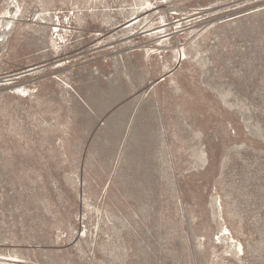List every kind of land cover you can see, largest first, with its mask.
I'll return each mask as SVG.
<instances>
[{"label":"rangeland","instance_id":"obj_1","mask_svg":"<svg viewBox=\"0 0 264 264\" xmlns=\"http://www.w3.org/2000/svg\"><path fill=\"white\" fill-rule=\"evenodd\" d=\"M17 2L0 264H264V0Z\"/></svg>","mask_w":264,"mask_h":264},{"label":"bare ground","instance_id":"obj_2","mask_svg":"<svg viewBox=\"0 0 264 264\" xmlns=\"http://www.w3.org/2000/svg\"><path fill=\"white\" fill-rule=\"evenodd\" d=\"M16 2H14V0H10V2H9V4L7 5V8L5 9V13H3L4 14V16L5 15H8V14H11L12 12H9L8 11V8L10 7V5H12L13 4V6L16 8V9H19V5H18V2H17V0H15ZM12 6V7H13ZM11 7V8H12ZM146 7V6H145ZM151 10V9H150ZM150 10H147L146 12H149ZM4 16L2 17L3 19V21H1L0 22V45H2V44H5V42L7 41L6 40V38H7V32H8V30H11V27H12V25H13V19H10L8 16H6V17H8L9 18V20L8 21H6V20H4V19H6V18H4ZM10 16V15H9ZM129 23V26L127 27V28H132L133 26H135V25H137V24H140V19H139V17H135L134 19H132L131 21H129L128 22ZM163 23V22H162ZM8 26H10L9 28H8ZM165 25H163V26H161V27H164ZM8 28V29H7ZM126 28V29H127ZM152 29V28H151ZM162 29V28H161ZM157 30V29H156ZM156 30H154V31H156ZM152 31V30H151ZM153 31V32H154ZM159 31V30H158ZM158 31H156V32H158ZM155 32V33H156ZM164 34H165V32H164ZM163 36V35H162ZM167 36V35H166ZM159 38V37H158ZM157 38V39H158ZM156 39V38H155ZM159 43V42H158ZM162 47V46H161ZM150 51V50H149ZM151 52H153V51H151ZM182 56V55H181ZM27 72V71H26ZM21 74V73H20ZM17 75H19V74H17ZM17 75H15V77H14V79H18V78H20V77H22V76H17ZM10 80H12V79H6V80H4V82L5 83H3L2 85H5V86H8V85H11V82H9ZM20 87V86H19ZM15 88V87H14ZM19 90V88H15V89H13V90ZM16 90V91H17ZM20 90H21V88H20ZM19 90V91H20ZM23 91V90H22ZM21 93V92H20ZM22 94V93H21ZM240 247V246H239ZM13 263H16L15 261L13 262Z\"/></svg>","mask_w":264,"mask_h":264},{"label":"water","instance_id":"obj_3","mask_svg":"<svg viewBox=\"0 0 264 264\" xmlns=\"http://www.w3.org/2000/svg\"><path fill=\"white\" fill-rule=\"evenodd\" d=\"M34 72V70H28L27 72H22L21 74L17 75V76H25V75H28L30 73ZM15 77V76H14Z\"/></svg>","mask_w":264,"mask_h":264}]
</instances>
